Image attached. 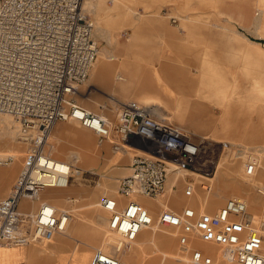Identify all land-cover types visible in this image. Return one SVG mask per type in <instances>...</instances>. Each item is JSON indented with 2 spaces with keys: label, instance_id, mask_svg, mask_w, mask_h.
I'll return each instance as SVG.
<instances>
[{
  "label": "built area",
  "instance_id": "1",
  "mask_svg": "<svg viewBox=\"0 0 264 264\" xmlns=\"http://www.w3.org/2000/svg\"><path fill=\"white\" fill-rule=\"evenodd\" d=\"M93 1L0 0V114L16 120L19 140L27 147L16 184L0 200V249L27 246L49 232L65 231L70 212L58 216L46 202L35 214H24L19 208L22 201H40L44 190L66 188L75 176L83 175L46 152L55 126L74 121L92 130L99 145L110 143L115 153H135L130 174L118 185V194L127 202L121 204L109 196L100 202L110 214L108 229L119 237V244L112 253L98 250L91 264H130L120 254L130 251L141 232L151 228L174 229L182 247L193 239L218 245L226 262L264 264V212L251 213L242 199H228L216 214H199L189 206L180 211L163 208L153 215L139 202V198L158 200L169 184L173 192L182 189L185 198H193L199 188L210 193L216 165L210 155L215 148H207L200 137L159 118L153 105L126 104L117 121H112L78 103L79 90L99 54L86 9ZM246 154L244 148L237 149L246 177L252 178L259 162ZM12 162L0 158V166ZM217 261L193 248L188 264Z\"/></svg>",
  "mask_w": 264,
  "mask_h": 264
},
{
  "label": "rangeland",
  "instance_id": "2",
  "mask_svg": "<svg viewBox=\"0 0 264 264\" xmlns=\"http://www.w3.org/2000/svg\"><path fill=\"white\" fill-rule=\"evenodd\" d=\"M119 1L121 3H119ZM119 1L96 0L95 2H88V5H86V9L94 25V39L98 44L100 52L102 53L103 48H107L119 54L122 50L132 46L131 51L128 53V58L131 69L137 78L141 75H149L150 71H156L160 74L159 76L162 81L164 79L168 81L171 76L180 77L182 71H185L187 81H190L186 86L190 89L191 93L194 92L193 96H188V98L192 103H195V99L201 101L207 106L208 112L212 113L214 119L217 121H219V116L222 111L221 104L224 102L231 103L234 111V115L230 118L231 124L233 127L241 126V135H226L221 128L219 129V133L210 131L207 132L209 135L204 136V133L195 134L193 131L190 132L198 137L208 136L211 140L228 143L223 145V147L221 146L219 150L215 149V154L210 155L216 163L213 171L215 178L211 181L212 192L216 190L215 182H217L221 176L222 168L230 167L232 168V175L227 177L228 180L238 183L246 182L255 184L253 186V192L261 199H264V158L260 157L259 150L261 149L260 147H264V139L251 141L247 138V131L245 130V125L251 122L253 125H257L258 123L262 124L264 122V111H262V113L260 112L261 109L264 110V38H260V36H264V26L258 30H256L255 27V19L259 15L264 14V0H227L223 2L216 1L214 3H207L203 9V17L193 21H183L180 18L181 13L177 7L171 5V3H166L160 6V16L143 18V30L139 34L134 33L132 30L115 33L114 38L116 41L110 43L106 38L100 37V35L105 36V34L110 33L116 28L117 24L124 20L129 14L126 7V0ZM158 7L159 6L155 9H158ZM138 12L144 14V8L141 6L138 7ZM112 14H114L115 17H113L114 15ZM172 18L177 20L176 24L173 23ZM147 20H153L151 25L146 24ZM139 22L142 23V21ZM238 32L245 35L251 41L260 43L261 45L256 46L247 43L242 37H239ZM244 43L249 44V49L246 48ZM182 48L186 49L185 59L181 57ZM122 58L123 57H121V59ZM165 67L167 68L165 69ZM88 84H84L81 87L80 93ZM151 84L156 87L155 80ZM176 84L177 83L172 85L171 83L169 89H165L167 91L160 90L159 96H141L128 101L139 104H145L147 102L159 103L164 105L165 108L175 115V111L170 110L164 100L165 98H173V100H176L175 89L179 85ZM190 91L185 94H189ZM97 92L99 91H97L96 87H91L89 90V93L95 96ZM198 94L199 97H195V95ZM78 103L85 108L87 107L86 103L79 102V99ZM108 103L109 102L105 100L103 105L107 106ZM118 110L119 109L107 112L104 108H98L95 113L100 114L104 111L107 114L109 113L108 115L111 117L112 121H117L116 114ZM223 115H225V113ZM0 117L4 118L3 121L0 122V134L10 126L11 131L14 133L12 137L0 143V155H6L10 154L7 150L9 146L13 148L15 145L22 143L17 137L16 124L8 117ZM167 119L173 124L178 125L173 117H167ZM219 126L222 127L220 123ZM64 127H72L76 131L85 133L89 137V145L92 149L89 150L88 147L84 148L71 140H63L64 142H61L56 132L58 129ZM81 128L79 124L76 125L71 122H61L57 124L53 129L50 144L55 148L53 151V157L55 159L67 163L71 160L69 164L77 166V163L69 159L76 155L80 161L79 167H83L82 160L84 158L89 160L95 158L93 152L96 149L101 151V154L97 158V168L81 169L76 167L83 172V175L73 178L70 186L71 190L74 192L64 198L63 204L60 206L61 211L59 212L60 214L62 211L70 212L72 222L75 225L81 226L83 229H87V233H90L94 228H99L102 231V240L98 242L97 247L92 251V262L98 250H110L106 243L107 241L113 242L116 236L109 232L108 221L110 214L101 208L100 201L105 195L110 197L117 196L118 179L129 175L130 171L124 168L131 164L135 153L131 151H128V153H115L110 143L99 145L96 135L84 131ZM7 141L9 142L7 143ZM22 146L25 152L20 163V168L10 180L7 192L4 196L0 197V200L10 195L22 170L27 151V147L24 144H22ZM106 147L108 149L107 151L105 150ZM239 147L245 149L247 158L259 159L257 172L252 178L246 177L244 159L236 155ZM48 150L49 148L47 147L46 152ZM116 154H119L120 157L115 165V163H110V159L116 156ZM11 164L9 166H0V168L8 169ZM90 173L95 174L91 175ZM105 184L108 185V187L106 192L103 193ZM112 192L113 194L110 195ZM171 193L175 195L181 193L183 197H185L182 189L178 192L172 191ZM171 193L170 190H168V192L155 201L167 202ZM203 195H205V192L199 188L193 198L198 199ZM232 197L231 195H227L221 205L212 212L207 213L202 211L199 212V214H216L225 205L226 201ZM193 198L185 199L192 202L195 201L192 200ZM89 203H95L96 207L91 209L90 206H88ZM158 205L160 208L164 207L161 202H159ZM182 209L175 210L180 211ZM249 210L251 213H254L251 208H249ZM91 211L96 212L95 216L94 213H90ZM261 212H264V210ZM158 213H160V211L156 212L155 215ZM97 215L103 216L106 221L101 223V225H97L99 224L97 221L98 217H96ZM157 230H168L175 233L172 228H157ZM169 234L170 233H166L165 235L169 236ZM46 235L50 237L51 235L62 236L61 233L55 231L49 232ZM46 235L45 238L43 237L40 241L33 243L48 244L49 238L46 237ZM81 237L83 236L81 235ZM150 239L151 236L147 238V241ZM176 240L177 249L184 248V246H180L178 237H176ZM69 242L71 245H69L70 247H65L63 249L64 252L72 250V248L77 245L75 239H69ZM151 247H155L157 252L149 254L145 251V254H143L144 259H147L145 264H180L172 260L169 256H166V251L163 249L167 248L164 244L157 243ZM79 248L82 250L83 246L79 244ZM85 249H87V247ZM132 251L122 253L120 256L134 263ZM192 251L193 248L190 249L187 254L188 262ZM219 252H216L217 256L215 257L220 256ZM129 254L130 258H127L126 256ZM73 260L77 262V264H81L77 258H73ZM85 262L89 264V261ZM188 262L185 264H188Z\"/></svg>",
  "mask_w": 264,
  "mask_h": 264
},
{
  "label": "crops",
  "instance_id": "3",
  "mask_svg": "<svg viewBox=\"0 0 264 264\" xmlns=\"http://www.w3.org/2000/svg\"><path fill=\"white\" fill-rule=\"evenodd\" d=\"M216 1L223 2L227 0H126L127 2L126 7L129 11L128 16L126 14L127 17L124 20L120 21L117 24L116 28L113 29L110 33L105 34V36L100 35V37L106 38L110 43H114V41H116L114 38L115 33H121L127 30H132L134 33L139 34L143 30V22H144L143 18L146 17L152 18V17L160 16V6L166 3H171V5L177 7L179 12L181 13L180 18L183 21H193L203 17L204 14L203 9L207 3H214ZM119 3L121 2L119 1ZM140 6L144 8L145 11L144 14H140L138 12V7ZM157 6H159L158 9H155ZM113 17H115V15ZM139 21H142V23ZM152 21L153 20H147L146 24L151 25ZM263 26H264V14L259 15L255 19L256 30L262 28ZM238 35L239 37H242V39H244L245 41H247V43H250L251 45H256V46L261 45L260 43L251 41L249 38H247L245 35H243L240 32H238ZM260 38L263 39L264 36H260ZM247 43L246 44L244 43V45H246V48L249 47V44ZM131 48L132 46H129L125 50H122L121 53L119 54L111 50H108L107 48L102 49V53L99 56L94 66L90 83L87 86H85V89L82 90L81 93L79 92V95L77 96L79 102L81 101L82 103H86L87 110L95 113V111L98 108L100 109L104 108L107 110V112H112V110L119 109L117 111L118 113L116 114L118 117L120 108L125 104L132 103V101H128V100L133 98H139L141 96H145V97H151L152 95L159 96L160 90L167 91L171 83L172 85L173 84L175 85V83H177L179 85L176 87V89L174 88L176 100H173V98L170 99L165 98L164 100V102L167 103L169 109L175 111V115H173L162 104L148 103V102L145 103L147 105L154 106V111L159 118L168 120L167 117H173L175 119V122L180 127L186 130L188 129V131H193L195 134L204 133L203 136L209 135L207 132L210 131H213L214 133H219L220 128L223 130V133L226 135H235V136L237 134L241 135L242 133L241 126L233 127L231 124L230 118L234 115V111L232 109L231 103L224 102L223 104H221L223 112L221 111V115L219 116L220 118L219 121L214 119L213 114L208 112L207 106H205L198 99H195V103H192V101L188 98V96H193L194 92L191 93L190 89L186 86L187 84L190 83V81H187L185 71H182L180 77L171 76L170 80L168 81L165 79L162 81L159 76L160 74H158L156 71L153 72L150 71L149 75L140 74L141 76L137 78V76L131 69L130 61L128 58V53L129 51H131ZM185 56H186V49L182 48L181 49L182 59H185ZM121 57L123 58L121 59ZM166 68L167 67H165V69ZM154 80L156 82V87L155 85L151 84L154 82ZM91 87H96L97 91H99L97 92L96 96L89 93ZM188 91H190V93L185 94L188 93ZM196 96L199 97V94L195 95V97ZM105 100L109 102L107 106L103 105V102ZM262 111L264 110L261 109L260 112L262 113ZM224 113L225 115H223ZM100 114L105 115L110 120H112L111 117L108 115L109 113L107 114L104 111H102V113ZM219 123L222 125V127L219 126ZM245 130L247 131L246 133L247 138L251 141L256 139H261V140L264 139V122L262 124L258 123L257 125H253V123L251 122L248 125H245ZM56 135L61 140V142H64L63 140H67V141L71 140L72 142H75L78 145L83 146L84 148L88 147L89 150L92 149V147L89 145V137L85 133L76 131L72 127H64L58 129ZM200 138L205 141V144L207 145L208 148H215L216 150L217 149L219 150L221 149V146L223 147V145L228 144L224 141H216L213 139L211 140L210 137L208 136L200 137ZM260 148H261L259 149L260 157L264 158V147H260ZM7 150L10 154L17 155V157L13 159V163L11 164L10 168L8 169L0 168V197L6 194L10 180L13 178L17 170L20 168V163L25 152L22 144L20 143L18 145H15V147L13 148L9 146ZM105 150L106 151L108 150L107 147L105 148ZM93 154L95 155L94 159L89 160L87 158H84L82 160L83 167H79V166L78 167L81 169L97 168V164H98L97 158L101 154V151H99V149H96L93 152ZM119 157H120L119 154H116V156L110 159V163H115L116 165V163L118 162L117 160H119ZM74 158H77V156L74 155L69 159L73 160ZM68 162H71V160ZM124 169L130 171V165H128ZM231 169L232 168L230 167H225V168L223 167L221 171V176L219 177L217 182H215L216 190L214 192L211 191L210 193H205V195H203L201 198L198 199L193 198L192 200L195 201L191 202L185 199V197H183L181 193L176 195L172 194L171 193L172 184H169L168 190H170L171 193L170 198L168 199L167 202H162V201L159 202H161L165 208H172L174 210L182 209L184 207L190 206L193 207L197 212L203 211L209 213L217 209L221 205L225 197H227V195H231L233 197L237 196L243 198L246 201L248 207L251 208V210L254 212L253 214L256 215L259 214V212L264 210V199H261L253 192V186L255 184H250L246 182L238 183L228 180L227 177L232 175ZM122 178L124 177L118 179V185ZM214 178H211L212 179L211 181H213ZM107 187L108 185L105 184V187L103 188L104 189L103 193L106 192ZM65 190L66 191L59 192L51 196V189H46L43 191L42 195L40 196V201L24 200L22 201L19 210L24 214H35L38 212L41 203L46 202L51 204L53 207H55V209L59 213L61 211L60 206L63 204L64 198L66 196H69L72 192H74L71 190V186H69ZM112 194L113 192L110 195ZM114 198H116L121 204H125L127 202L125 198L121 197L118 194V188H117V196ZM139 201L145 207H147L151 212H153V214L162 210V208H160L158 205L159 202H152L146 199H139ZM88 206H90L91 209L96 207L95 203H89ZM90 213L91 214L94 213L95 216L96 212L91 211ZM96 217H98L97 221L99 223L97 225H101V223H104L106 221V219L101 215H97ZM80 227L81 226L79 225H75L71 220L69 222L67 231L65 233H61L62 235L61 237L54 235H51L50 237L46 235V237L49 238L48 244L33 243L18 248L1 249L0 264H77L71 262L72 250H70L69 252L63 251L65 247H70L69 245L71 244L69 242V239H75L78 245L80 244L81 246H83L81 250V255L77 257V260H79L81 264H87L85 261H89L90 264L91 259L93 257L92 251L97 247L98 242H101L102 240V231L99 228H94L90 233H87V229H85L86 234L88 236L87 239L79 235L78 230L80 229ZM156 232L158 236L164 238L166 236L165 235L166 233H171L170 231L167 230L160 232H158L157 229L145 230L143 233L140 234L138 242L142 244H147L148 242L153 241ZM149 236H151V239L147 241V238ZM173 236H177V235L174 233ZM195 242L198 243V241ZM106 244L110 249L109 251L111 252V242L107 241ZM57 245L62 250H58L56 248ZM85 247H87V249H85ZM212 247L214 246L212 245ZM163 250H165L168 253H172V251H170L169 249H163ZM145 251L151 254L152 252L154 253L157 252V249L155 247H151L150 245H147ZM134 252L136 254V258L135 259L133 258L134 263H131L128 259H126V261L129 262L130 264H140V256L138 254V249L134 248ZM174 254H178V253L174 252ZM210 254L213 256H217L216 250L214 253H210Z\"/></svg>",
  "mask_w": 264,
  "mask_h": 264
},
{
  "label": "bare ground",
  "instance_id": "4",
  "mask_svg": "<svg viewBox=\"0 0 264 264\" xmlns=\"http://www.w3.org/2000/svg\"><path fill=\"white\" fill-rule=\"evenodd\" d=\"M114 1V0H113ZM118 1V0H117ZM87 5H88V3H87ZM101 55V52H100V50H99V54H98V58H99V56ZM98 58H97V60H98ZM97 60H96V62H97ZM96 62H95V64H96ZM95 64H94V66H95ZM94 66H93V68H92V70H91V72H90V76H89V79H88V81L86 82V84H88V82L91 80V76H92V72H93V69H94ZM85 84V85H86ZM81 89V88H80ZM79 92H80V90H79ZM79 95V94H78ZM129 104V103H128ZM126 105V104H125ZM124 106V105H123ZM122 106V107H123ZM121 107V108H122ZM120 108V109H121ZM95 114V113H94ZM96 115H98V116H101V117H104V118H108V117H106L105 115H102V114H96ZM0 116H4V117H8V118H10L11 119V121L14 123V124H16V129H17V137H18V139H19V124L11 117V116H9V115H5V114H0ZM3 119L4 118H1L0 117V122L1 121H3ZM109 119V118H108ZM74 122V121H73ZM74 123H76V124H78L77 122H74ZM14 124H13V126H14ZM56 127V126H55ZM82 129H84V130H86V131H88V132H91V133H93L94 135H95V133L92 131V130H88V129H85V128H82ZM184 129V128H183ZM186 130V129H185ZM186 131H188V130H186ZM15 132V131H14ZM53 132V131H52ZM188 132H190V131H188ZM192 133V132H191ZM13 132L11 131V126L10 127H7V129L5 130V131H2V133L0 134V143H3L4 141H6L7 139H9L10 137H12L13 136ZM193 134V133H192ZM51 135H52V133H51ZM51 135H50V137H49V140H48V145H47V147L49 148V150H51V151H47V154L48 155H50L53 159H55L54 157H53V151H54V146H52L51 144H50V138H51ZM201 140H203V139H201ZM204 141V140H203ZM9 141H7V143H8ZM205 142V141H204ZM53 147V148H52ZM15 157H17V155H13V154H6V155H0V158H2V159H11L12 161H13V159L15 158ZM55 160H57V159H55ZM57 161H61V160H57ZM72 161H74L75 163H77L78 165H79V158L77 157V158H74ZM61 162H65V161H61ZM68 163H71V162H68ZM73 165V164H72ZM78 165L77 166H75V165H73L74 167H78ZM73 174H75V171H73L72 172ZM171 179V178H170ZM70 186V185H69ZM68 186V187H69ZM68 187H66V188H68ZM66 188H51V196H53V195H55V194H57V193H59V192H63V191H66L65 189ZM56 189H59V190H56ZM216 189V188H215ZM43 193V192H42ZM42 195V194H41ZM232 198H239V199H242V200H244L243 198H241V197H237V196H234V197H232ZM139 199H146V200H149V201H152V202H158V201H155V200H151V199H147V198H139ZM63 201V200H62ZM245 201V200H244ZM140 202V201H139ZM246 202V201H245ZM55 208V207H54ZM163 208H165V207H163ZM162 208V209H163ZM56 210V209H55ZM56 212H57V210H56ZM63 212H65V211H63ZM152 214H153V212H152ZM57 215L59 216L60 215V213H58L57 212ZM153 215H155V214H153ZM71 221V219L68 221V223L66 224V227H65V231L64 232H62V233H65L66 231H67V228H68V225H69V222ZM152 230H154V229H157V228H151ZM79 231V235L81 236H83V237H85V238H87L88 239V236H87V234H86V231H85V229H83V228H81L80 227V229L78 230ZM145 231V230H144ZM144 231H142L141 233H143ZM160 231H166V230H158V232H160ZM168 231V230H167ZM171 233L169 234V236H166L165 238L164 237H161V236H158V234H157V232H156V235H155V237H154V239H153V241H151V242H148L147 244H142V243H139L138 242V240L134 243V246H133V248H132V250H130V251H132L133 253V256L132 257H134V259L136 258V254H135V252H134V248H137L138 249V254H139V256H140V264H145V261L147 260V259H144V257H143V254H145V249H146V246L147 245H150V246H154V245H156L157 243H161V244H164L165 245V247L167 248V249H169L170 251H172V253H167L166 252V256H169L172 260H174V261H176V262H178V263H180V264H185V263H187L188 262V259H187V254L189 253V251H190V249H192V248H199V249H202L203 251H204V253H214L215 252V250H216V252L218 251H220L221 249H220V247L218 246V245H215V244H213V243H211V242H206V241H203V240H195V239H193V240H191V242H190V245L189 246H187V247H184V248H178L177 249V240H176V237L177 236H173V234H174V232H172V231H170ZM173 233V234H172ZM139 239V238H138ZM195 241H198V243H196ZM118 244H119V237L118 236H115V238H114V241L113 242H111V252L110 251H107V252H110V253H112L113 251H114V249H115V247L116 246H118ZM212 245L215 247H212ZM56 248L58 249V250H62V249H60V247L57 245L56 246ZM86 248V247H85ZM216 248H218V249H216ZM4 249H9V248H4ZM220 249V250H219ZM1 250V249H0ZM69 252V251H68ZM159 252V251H158ZM174 252H176V253H178V254H174ZM81 255V249L79 248V245L77 244L75 247H73L72 248V251H71V262L72 263H77V262H75L74 260H73V258H77V257H79ZM220 255V256H219ZM219 257H216L217 258V262H218V264H236V263H234V262H226V260L223 258V255H222V251H220L219 252ZM127 258L129 257L130 258V254L129 255H127L126 256ZM126 260V259H125ZM77 261V260H76ZM79 261V260H78ZM162 264H172V263H162Z\"/></svg>",
  "mask_w": 264,
  "mask_h": 264
}]
</instances>
